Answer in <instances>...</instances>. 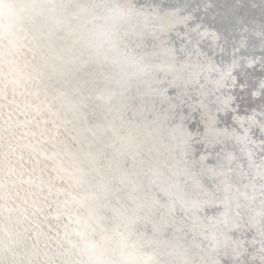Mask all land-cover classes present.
I'll use <instances>...</instances> for the list:
<instances>
[{
	"label": "bare ground",
	"instance_id": "obj_1",
	"mask_svg": "<svg viewBox=\"0 0 264 264\" xmlns=\"http://www.w3.org/2000/svg\"><path fill=\"white\" fill-rule=\"evenodd\" d=\"M163 2L131 0L146 70L109 98L105 69L41 22L0 56V264H92L121 237L146 264H264V76L238 84L239 57L264 56V0H245L235 61L153 47ZM177 93L204 117L195 132Z\"/></svg>",
	"mask_w": 264,
	"mask_h": 264
},
{
	"label": "clouds",
	"instance_id": "obj_2",
	"mask_svg": "<svg viewBox=\"0 0 264 264\" xmlns=\"http://www.w3.org/2000/svg\"><path fill=\"white\" fill-rule=\"evenodd\" d=\"M36 22L50 32H65L105 69L104 78L112 88L102 98L145 73L143 58L129 40L147 26V16L131 0H0V56L14 51L23 29ZM89 259L92 264H146L140 248L124 237L113 241L110 254L98 248Z\"/></svg>",
	"mask_w": 264,
	"mask_h": 264
},
{
	"label": "snow or ice",
	"instance_id": "obj_3",
	"mask_svg": "<svg viewBox=\"0 0 264 264\" xmlns=\"http://www.w3.org/2000/svg\"><path fill=\"white\" fill-rule=\"evenodd\" d=\"M255 7L256 5H252ZM247 7L245 0H175V2H163L154 8L157 18L163 23L159 28V35L155 38L153 47L171 49L187 58L196 56L200 58L231 56L235 61L239 54L247 47L244 30L243 12ZM227 16L235 24L239 25V31L229 34L222 30L218 21ZM207 49V50H206ZM243 63L241 72L238 73V84L241 87V94L248 84H251L250 77L264 76V56L259 59L253 56H240ZM251 60V67L247 62ZM254 87V85H252ZM173 110H178V115L183 121L189 122L192 131H197L198 126L203 122L204 117L198 122L195 118V109L188 104V98L177 93L169 98ZM187 105V109L185 108ZM251 107V97H249ZM21 126L27 129L26 135L31 131L28 125L32 123L29 115L21 111ZM39 128V124L35 125ZM36 135L35 132H31ZM42 135V133H41Z\"/></svg>",
	"mask_w": 264,
	"mask_h": 264
}]
</instances>
